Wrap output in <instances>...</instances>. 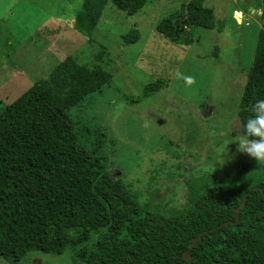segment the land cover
Returning <instances> with one entry per match:
<instances>
[{"label": "trees", "instance_id": "trees-1", "mask_svg": "<svg viewBox=\"0 0 264 264\" xmlns=\"http://www.w3.org/2000/svg\"><path fill=\"white\" fill-rule=\"evenodd\" d=\"M147 1L83 0L73 28L90 39L107 3L133 15ZM203 2L189 0L156 30L182 45L191 44L196 27L222 31ZM138 39L135 28L122 36L125 44ZM111 78L68 55L0 105V257L18 264L32 251L60 255L80 246L75 257L83 264H264V164L233 174L236 185L217 174L189 183L187 203L172 213L141 203L94 149L104 133L97 143L82 138L84 127L70 114ZM163 83L147 84L143 96ZM258 100H264V31L238 102L242 135Z\"/></svg>", "mask_w": 264, "mask_h": 264}, {"label": "rangeland", "instance_id": "rangeland-1", "mask_svg": "<svg viewBox=\"0 0 264 264\" xmlns=\"http://www.w3.org/2000/svg\"><path fill=\"white\" fill-rule=\"evenodd\" d=\"M188 1L148 0L133 15L107 3L88 39L73 28L83 0H0V105L68 55L100 66L112 76L110 84L70 114L84 127L82 138L97 143L104 133L94 149L111 176L121 173L141 203L167 213L185 206L189 183L261 167L264 162L238 152L236 142L242 136L238 102L257 36L264 31V3L204 0L222 31L196 27L191 44H173L156 26ZM132 28L139 39L123 43ZM177 73L193 83L187 85ZM156 80H163V87L144 97V87ZM79 248L60 255L32 251L18 264H83L75 257ZM0 264L11 263L0 257Z\"/></svg>", "mask_w": 264, "mask_h": 264}, {"label": "clouds", "instance_id": "clouds-1", "mask_svg": "<svg viewBox=\"0 0 264 264\" xmlns=\"http://www.w3.org/2000/svg\"><path fill=\"white\" fill-rule=\"evenodd\" d=\"M177 78L183 79L187 85L193 83L192 77L177 73ZM254 116L244 125L245 132L236 142L237 150L264 162V100H258L253 108Z\"/></svg>", "mask_w": 264, "mask_h": 264}, {"label": "water", "instance_id": "water-1", "mask_svg": "<svg viewBox=\"0 0 264 264\" xmlns=\"http://www.w3.org/2000/svg\"><path fill=\"white\" fill-rule=\"evenodd\" d=\"M236 20L240 21L238 18H236ZM194 242H195V241H194ZM183 257H185V256H183Z\"/></svg>", "mask_w": 264, "mask_h": 264}]
</instances>
